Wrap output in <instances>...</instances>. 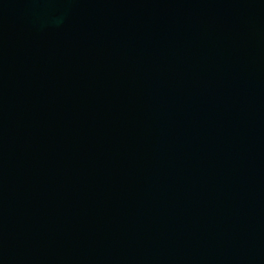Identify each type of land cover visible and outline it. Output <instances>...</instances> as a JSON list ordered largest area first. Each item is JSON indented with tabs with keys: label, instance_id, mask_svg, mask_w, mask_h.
Instances as JSON below:
<instances>
[{
	"label": "water",
	"instance_id": "water-1",
	"mask_svg": "<svg viewBox=\"0 0 264 264\" xmlns=\"http://www.w3.org/2000/svg\"><path fill=\"white\" fill-rule=\"evenodd\" d=\"M0 264H264V0H0Z\"/></svg>",
	"mask_w": 264,
	"mask_h": 264
}]
</instances>
